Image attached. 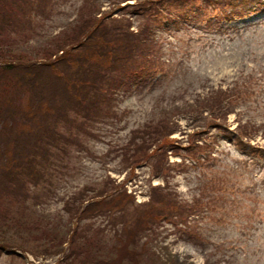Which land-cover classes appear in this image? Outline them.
Segmentation results:
<instances>
[{"label":"rangeland","instance_id":"obj_1","mask_svg":"<svg viewBox=\"0 0 264 264\" xmlns=\"http://www.w3.org/2000/svg\"><path fill=\"white\" fill-rule=\"evenodd\" d=\"M119 2L0 0V59H21L0 80V210L23 183L7 177L15 142L3 139L45 136L54 154L15 199L39 219L6 230L17 247L0 264H86L70 258L78 227L102 264H264V18L239 19L264 0ZM83 34L63 48L72 66L32 64L52 38ZM202 137L209 145L185 147ZM107 189L113 202L82 214ZM36 221L61 225L63 254L35 253Z\"/></svg>","mask_w":264,"mask_h":264},{"label":"trees","instance_id":"obj_2","mask_svg":"<svg viewBox=\"0 0 264 264\" xmlns=\"http://www.w3.org/2000/svg\"><path fill=\"white\" fill-rule=\"evenodd\" d=\"M129 0H120L119 4L122 3H126ZM105 12V11H104ZM109 14H112V12H107L104 13L103 15L100 14L98 17L96 16L98 22H102V20H106V18H109ZM75 29L78 30V28L82 29V26L76 25L74 27ZM60 35V32L58 33ZM122 36V35H121ZM55 40L59 39L58 36L57 38L54 37ZM76 39H66V44L64 45H60L62 43V41L56 40L55 44L53 38L51 40L48 41V44L46 46L43 47V51H38L37 54H42L44 55V57L40 58V59H44L47 61H41V60H34L35 62L32 64H37L39 66L37 67H44L45 71L48 72L50 70V68L54 65V64H59L61 62H65L68 65L72 66L73 65V59L69 60L70 57V53L69 52H65L64 51V47H66L68 42H77L80 45L84 44V40L83 38H87V36H85L83 34V36L81 38H77ZM144 40H146V44L148 45V36L143 37ZM123 40V37H122ZM4 50L2 48H0V54L3 52ZM90 58L92 59V56H90ZM17 62H21V59H15V58H7L6 60L2 61L0 59V80L5 79L4 76H6L7 74H9L10 72H16V66L14 67V64H16ZM136 74V72L134 73H129V76L133 77ZM60 78H63V75H59ZM129 82H126V84L132 86L131 81L128 80ZM138 85L137 82L134 83V86ZM32 106V105H31ZM36 106V107H35ZM33 108H31V110H29L30 115L34 116L35 113H37L40 109H42L38 103H36L35 105L32 106ZM46 111H48V109H46ZM28 121V120H27ZM4 128H6L5 126H2ZM4 128H0V131L3 130L5 131ZM22 134L21 135H14V137L12 135H8L6 136L2 142H8L9 136H10V140L14 141L15 144L13 145L12 148H10V150H5L3 151L4 156H8L10 153V157H11V168L6 172L9 173L7 174V177H9L10 180H18V177H22L23 178V183L21 184L22 187L20 188H13V190H15V198H13V202L11 204V208L10 209H1L0 210V228H2V230H0V253H3L5 250H12L13 248L17 247V244H12L10 245L9 243H7L5 241L6 236L4 235V233L6 234V230L7 229H17L19 231L24 232V230L27 229V227H25L23 225L24 219H26L27 216H31L34 214L38 215V213L33 212L34 210L31 207H27L26 205H24V200L21 199L22 203H19L18 201H16L15 199H20V194L25 195V188L26 185L28 183V181L26 180V177L33 172H38L46 162H48L52 156H54L52 150L50 149V146H52V142L46 138L45 136H38V137H33L31 132H27V131H21ZM49 132V130H48ZM50 135L53 137V143L57 144L55 141L56 138V134L52 131H50ZM31 138H35L36 140H32ZM32 141H34L35 145H38L39 149H34V150H29L27 148H25L23 145L26 142H29L32 146ZM16 142H20V144H17ZM23 145H22V144ZM49 143V144H48ZM9 146V145H8ZM22 150H27L28 154H24ZM35 152V153H34ZM34 154V155H33ZM4 158H2L3 160ZM13 162V163H12ZM16 181L14 183H11V185L15 184ZM113 193H118L119 191H116V188L111 190ZM111 191H108V189L106 190V193L104 196V200L101 201V203L99 202H95V198L93 197L89 202L90 205L88 208H86L85 210H81L82 214H85L87 212H89L92 208L96 207V206H101L102 203L104 202V205H106L107 201L109 203V205L113 202V194L110 195ZM5 196V195H4ZM1 196L0 195V199H5L6 197ZM102 196V197H103ZM36 200L42 201L41 195L40 193H36ZM109 198H111L112 200H110ZM77 201V200H76ZM72 204V203H71ZM97 204V205H96ZM73 205V204H72ZM65 210V209H64ZM113 210H109V211H105V213H110ZM119 211V210H118ZM114 212H117L116 210H114ZM70 213V219L71 221L69 222L70 224L73 223L74 221L76 222L77 225H79L84 218H82V216L79 217L80 214L74 212L73 210L69 211ZM46 217V216H45ZM77 217H79L77 219ZM32 218H36L39 219L37 216H34ZM82 221H81V219ZM81 221V222H79ZM39 223L40 221H36V225H33L34 228L40 229V234H39V238L40 236H42V233L44 232V234H46L45 236H43L40 240H37V254H41V255H58L60 253H64L65 252V243L66 240L62 237L63 236V230H60V224L56 222H51L50 221H46V223H49V226L47 225H43L41 228H39ZM67 223V222H66ZM54 226H52V225ZM74 230H76V232L74 231L73 234H79L80 236L75 238H71V242H75L77 245L80 244L78 251L76 249H73V251H71L72 254L71 255V259L74 257V261L77 260H81L83 259V262L86 264H102L100 262L101 257H99L98 259H96L95 261H93L91 259L90 252L93 251V247L91 245L87 246V243H89L90 241H92L93 239L89 238V232L85 231V229H82V232L80 230V228H75ZM18 233V232H17ZM83 242V243H82ZM95 242V241H94ZM41 243V244H39ZM82 243V244H81ZM72 245H74L72 243ZM83 247H85V249H83ZM134 249V248H133ZM30 250V249H29ZM129 251L131 252V248H129ZM126 257L130 258L128 255H125ZM125 260H127V258H125ZM107 262L113 264L115 263L112 257H109L106 259Z\"/></svg>","mask_w":264,"mask_h":264}]
</instances>
